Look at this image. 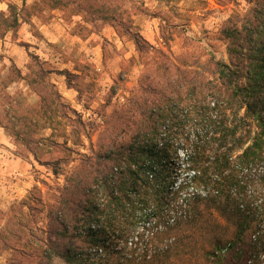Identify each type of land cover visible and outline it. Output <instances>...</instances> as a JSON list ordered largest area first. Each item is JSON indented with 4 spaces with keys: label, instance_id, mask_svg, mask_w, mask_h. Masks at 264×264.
I'll list each match as a JSON object with an SVG mask.
<instances>
[{
    "label": "rangeland",
    "instance_id": "obj_1",
    "mask_svg": "<svg viewBox=\"0 0 264 264\" xmlns=\"http://www.w3.org/2000/svg\"><path fill=\"white\" fill-rule=\"evenodd\" d=\"M263 3L0 0V264H64L48 246L51 236L58 240L52 229L68 228L62 240L68 245L78 235L84 227L82 206L93 198L94 175L105 165L112 172L125 165L116 161L115 153L139 130L142 116L137 109L148 111L159 92L171 98L167 106L172 107L171 130L177 134L164 172L168 195L161 206L181 205L189 215L177 218L175 225V218L167 217L168 229L157 217L151 220L152 225L162 224L158 227L144 229L140 224L126 245L120 230L108 226L106 241L89 245L94 257L112 253L118 264H264V252L243 256L248 246H228L238 227L230 208L224 211L225 202L210 195L185 205L183 191L180 197L171 194L190 173L181 138L202 128L192 124L191 105L215 97L183 91L182 73L196 70L211 79L205 60L214 56L228 62L221 32L229 18L253 16ZM134 37L142 42L143 52ZM197 60L200 65H190ZM165 63H171L169 70ZM167 78L175 82L174 89H168ZM58 102L66 104L67 118ZM251 130L254 135L255 128ZM59 134L68 138L73 150L69 155L53 145L54 140L64 143ZM198 134L211 135L207 129ZM156 141L160 144L161 135ZM66 156L69 163L57 165L60 173L55 175L47 160ZM207 157L208 152H201L198 160ZM263 172L264 161L244 172L243 198L255 214L264 209ZM216 173L220 171L211 169L208 177ZM199 188L202 193L213 191L212 186ZM218 244H223L222 251Z\"/></svg>",
    "mask_w": 264,
    "mask_h": 264
},
{
    "label": "trees",
    "instance_id": "obj_2",
    "mask_svg": "<svg viewBox=\"0 0 264 264\" xmlns=\"http://www.w3.org/2000/svg\"><path fill=\"white\" fill-rule=\"evenodd\" d=\"M262 5L263 8L257 9L253 16L246 14L243 19L239 15L237 18H229L221 32L227 39L228 62L217 60L214 56L206 59L211 79L200 75L196 70L188 73L186 69L182 73V84L186 86L183 91L190 90L198 97H206L208 94L215 97L199 105H191V110H195L192 124L202 128L193 133V136L181 138L185 167L190 173L181 182V189L171 192L173 196L180 197L183 191L185 196L182 202L185 205L192 199L208 198L210 195L215 201L225 202L227 205L224 211L227 206L230 208L238 227L228 246L232 249L240 244L248 246L250 249L244 250L243 256L250 251V255L257 257L264 252V218L261 216L264 215V209L260 213H253L243 198L242 188L245 170H252L264 161V3ZM137 38L134 37V41L139 51L143 52L142 42ZM200 63L197 60L190 65ZM170 65L171 63H165L168 70ZM167 82L168 89H174L175 82L170 78H167ZM159 94L160 98L154 101V106L148 111L137 109L142 116L139 130L131 142L123 143L115 153L116 161L119 164L125 162V165H120L121 168L116 172H112L110 168L107 170L105 165V169H100L94 175L91 183L95 187L92 190L93 198L89 196L82 206L84 227L78 235L73 240L69 238L68 245L62 243L68 228L63 231L52 229L58 240L52 241L51 236L47 239L51 242L48 246H52V253L61 257L64 264H118L116 259L111 258L114 255L112 253L95 258L89 246L106 241L108 226L120 230L121 242L126 245L131 233L140 224L144 229L158 227L162 224L155 222L156 225H152L151 220L157 217L168 223L163 224L168 229L170 220L167 217H174L172 225H175L177 218L189 215L181 205L167 208L161 206L162 199L168 195V176L164 172L171 162L172 137L177 134L171 130L172 119L169 114L172 107L167 106L170 105L171 98L166 93ZM160 101L168 103L160 104ZM156 103H159L158 106ZM57 107H61L63 116L67 118L66 104L58 102ZM242 109L244 113L240 114ZM253 128L255 133L251 135ZM203 129L208 130L206 135H211L203 138V135L198 134ZM245 129L249 134L243 132ZM158 135H161V145L156 141ZM58 136L64 138V143L54 140L53 145L62 147L69 155L73 150L67 145L68 138L63 134ZM201 152L209 154L204 161L198 160ZM105 158L112 159V155L106 154ZM68 159V156L49 159L47 164L57 175L60 173V166L57 165L68 164ZM211 169H218L220 173L212 178L208 177ZM260 177L264 189V172ZM91 186L88 190L92 189ZM200 186H212L213 191L205 189L203 194ZM189 187H193L192 193L186 191ZM37 200L42 202V198L35 197V201ZM67 202L62 198V203L67 205ZM148 224L151 226H147ZM61 245L63 250L60 249ZM217 246L221 249L223 244Z\"/></svg>",
    "mask_w": 264,
    "mask_h": 264
},
{
    "label": "built area",
    "instance_id": "obj_3",
    "mask_svg": "<svg viewBox=\"0 0 264 264\" xmlns=\"http://www.w3.org/2000/svg\"><path fill=\"white\" fill-rule=\"evenodd\" d=\"M94 251H95V252H99V250H98V249H94ZM221 251H222V249H221ZM100 252H101V250H100Z\"/></svg>",
    "mask_w": 264,
    "mask_h": 264
}]
</instances>
